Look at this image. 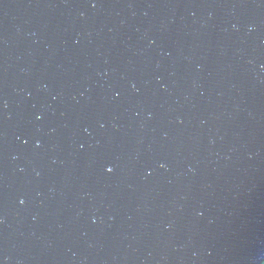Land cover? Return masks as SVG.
Wrapping results in <instances>:
<instances>
[{"label": "water", "instance_id": "water-1", "mask_svg": "<svg viewBox=\"0 0 264 264\" xmlns=\"http://www.w3.org/2000/svg\"><path fill=\"white\" fill-rule=\"evenodd\" d=\"M0 264H264V0H0Z\"/></svg>", "mask_w": 264, "mask_h": 264}, {"label": "snow or ice", "instance_id": "snow-or-ice-1", "mask_svg": "<svg viewBox=\"0 0 264 264\" xmlns=\"http://www.w3.org/2000/svg\"><path fill=\"white\" fill-rule=\"evenodd\" d=\"M109 171H111V169H109Z\"/></svg>", "mask_w": 264, "mask_h": 264}]
</instances>
